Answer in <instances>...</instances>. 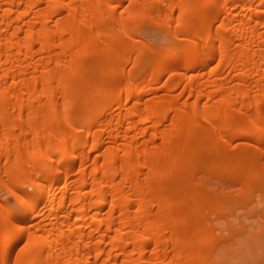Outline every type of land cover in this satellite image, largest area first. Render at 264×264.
Returning a JSON list of instances; mask_svg holds the SVG:
<instances>
[{"label":"bare ground","instance_id":"obj_1","mask_svg":"<svg viewBox=\"0 0 264 264\" xmlns=\"http://www.w3.org/2000/svg\"><path fill=\"white\" fill-rule=\"evenodd\" d=\"M229 182L264 207V0H0V264H217Z\"/></svg>","mask_w":264,"mask_h":264},{"label":"rangeland","instance_id":"obj_2","mask_svg":"<svg viewBox=\"0 0 264 264\" xmlns=\"http://www.w3.org/2000/svg\"><path fill=\"white\" fill-rule=\"evenodd\" d=\"M143 31L140 32V34L145 35L146 33L148 37L146 35L145 36L147 38L154 39L158 37L162 42H165L166 40L165 37L154 34V32L148 28H143ZM224 189L226 190H224L226 194L229 193L231 197L224 200H221L220 195L213 197V201L215 202L218 199H220V201H224L222 202V206L220 208V210H222V214L218 219L214 220V222H217L218 224L222 223L225 227L231 223L234 225V228L232 225L230 226L232 227L231 230L232 232L235 230V234L231 235L230 229L228 230L224 228L222 230L226 237L223 238L222 242L215 250V262L217 264H264L263 205H261V202L257 201L258 196L248 199L246 202L237 199L238 193H236V185L232 182H229V185ZM218 190H216V193L219 194L220 192H217ZM0 195L2 197H7L10 204H17V200L12 196L6 185L3 183H0ZM261 210H263V213ZM244 224H246V227H244L245 229L242 227ZM213 231L215 233L220 232L217 226L213 227Z\"/></svg>","mask_w":264,"mask_h":264}]
</instances>
